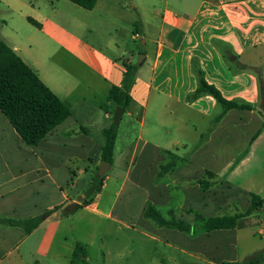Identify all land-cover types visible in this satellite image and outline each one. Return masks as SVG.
<instances>
[{
    "label": "crops",
    "instance_id": "1",
    "mask_svg": "<svg viewBox=\"0 0 264 264\" xmlns=\"http://www.w3.org/2000/svg\"><path fill=\"white\" fill-rule=\"evenodd\" d=\"M51 3L0 0V14L25 16L42 33L20 40L0 31V37L72 112L39 142L47 151H23L25 142L0 110V264L58 257L61 248H69V221L89 209L102 213L100 206L113 210L115 202L103 194L108 182L121 180L118 196L136 162L142 172L131 183L143 197L140 219L156 243L177 250L157 264H202L200 254L217 233L228 236L235 249L245 238L246 246L253 245L256 233L264 235L256 211L232 228L210 230L208 219L215 206L221 209L216 193H224L217 187L229 192L237 187L231 177L264 169V0H98L93 9L70 0L60 7ZM85 29L101 35L97 43L73 31ZM141 38L144 46L137 47ZM125 63L139 66L131 102L117 125L113 160L98 173L101 183L92 197L89 176L103 161L105 143L95 132L113 122L112 107L119 105L109 93L121 85ZM194 63L224 98L251 108L226 109L210 94L193 97ZM7 127L20 137L15 151L5 148ZM42 196L46 200L40 202ZM75 205L80 207L72 212ZM44 213L30 232L7 222ZM257 248L246 259L264 252V242Z\"/></svg>",
    "mask_w": 264,
    "mask_h": 264
},
{
    "label": "rangeland",
    "instance_id": "2",
    "mask_svg": "<svg viewBox=\"0 0 264 264\" xmlns=\"http://www.w3.org/2000/svg\"><path fill=\"white\" fill-rule=\"evenodd\" d=\"M27 2L28 0H23ZM53 4L60 7L61 2L65 0H33L37 5H42L47 2L48 5ZM129 1V0H125ZM68 2V1H66ZM0 15L6 18L0 19L1 33L8 36V33H13L20 40H24L25 36L33 34H42L38 31L37 27L30 23L27 18L18 17L14 15L13 18L10 17L9 11L2 12ZM57 17V15H56ZM4 21L9 25L5 26ZM15 27V28H14ZM16 30H12V29ZM72 30V29H71ZM77 34L82 35L92 41V43H97L101 35L96 31H90L85 29L83 32L79 30H73ZM144 46L142 38L138 40L137 47ZM148 50L152 53V44H147ZM140 60L139 54L136 55L134 62ZM115 112V108L112 107ZM112 120L109 119V125H112ZM124 124V123H123ZM122 124V126H123ZM12 127H7V133L5 134L7 150L15 151V142L19 140L13 133ZM17 134V133H16ZM96 138L99 140H105L104 132H95ZM1 135V139H2ZM49 138V137H48ZM11 143H10V142ZM44 142V141H43ZM39 143L37 146L26 147L25 143H22L21 150L25 151V148H34L37 151L43 150L47 151L48 148L44 147V143ZM26 153V152H25ZM102 161L99 164V168ZM254 164H252L253 166ZM99 168L94 169L93 173L89 176L90 181L94 185H98V173ZM244 175H238L231 177V182L237 187H231L229 192L223 191L221 188L217 187V190L222 191L223 195H218L216 193V204L220 205L214 207L213 215L224 216L233 215L240 212H244V207L250 205L251 196L250 193L261 194L264 196V169L258 172H252ZM142 172V163L136 162L134 170L130 173V183H124V186L118 196H116L115 191L119 189L121 180L111 179L108 182V187L104 191V198H109L108 202H115L116 206L113 210L108 208H103L100 206L102 213H97L93 210H85L78 215L72 221H69V225H73L74 228H70L65 225L67 229L65 235L68 236V242H65L68 247L61 248L59 256H48L45 258H38L37 262L33 264H72L71 251L73 249L74 243L80 241L87 251V257L84 260L78 259L75 264H157L161 261L162 256H166L167 259L170 255H176V248L165 246L163 243H156L155 240L151 238L155 235L153 230L140 219L139 211L143 205V197L138 193L139 189L132 188L131 181L134 177L140 176ZM85 184V183H84ZM83 185L81 182L80 186ZM231 190V191H230ZM96 191L91 193L92 197H95ZM90 196V194H89ZM46 199L42 196L39 201H45ZM230 206L228 207L229 203ZM129 206V207H127ZM164 215L165 209L160 210ZM108 213L111 215L108 216ZM256 217L264 220V206L262 209L256 211ZM251 229H258V226H253ZM245 231L244 233H247ZM171 240H175L174 236H170ZM255 242L253 245L245 244L248 239H241L239 248L235 249L233 244H229L228 236L222 233H217L215 238H213L207 246L206 252L200 254L201 258L199 261L202 264H236L233 262L237 259V262H242L249 257L252 251H257L260 248L258 246L264 242V235L259 234L254 235ZM62 239V238H61ZM263 240V242L261 241ZM215 246V250L210 251L211 248ZM189 257V256H188ZM16 264H27L24 260H13ZM167 264H171L168 260ZM195 258L189 257L188 262L192 263ZM264 264V263H263Z\"/></svg>",
    "mask_w": 264,
    "mask_h": 264
},
{
    "label": "trees",
    "instance_id": "3",
    "mask_svg": "<svg viewBox=\"0 0 264 264\" xmlns=\"http://www.w3.org/2000/svg\"><path fill=\"white\" fill-rule=\"evenodd\" d=\"M86 9H93L98 0H70ZM126 70L120 86H113L109 93V99L118 105L127 107L131 102L129 94L138 64L125 63ZM194 70L198 77V86L193 97L210 94L226 109L245 108L250 109L249 104L227 100L214 85L209 84L204 76V71L194 63ZM0 110L15 128L23 141L28 145H36L56 126L71 116L69 107L41 80L38 73L22 59V57L0 37ZM105 143L102 147V160L111 163L117 136V125L112 124L104 129ZM104 177L100 178V181ZM95 191L99 190V185ZM251 202L247 210L233 215L214 216L208 219V229L232 228L240 217L247 216L260 210L264 206V200L260 195L250 193ZM88 204V202H85ZM80 206L75 205L72 212ZM48 215L44 213L33 218L22 220H7L8 223L22 226L30 232L37 227ZM154 216L162 221L158 212ZM87 256L82 243H76L72 264L76 260H84ZM264 252L260 251L253 257L236 264H263Z\"/></svg>",
    "mask_w": 264,
    "mask_h": 264
},
{
    "label": "water",
    "instance_id": "4",
    "mask_svg": "<svg viewBox=\"0 0 264 264\" xmlns=\"http://www.w3.org/2000/svg\"><path fill=\"white\" fill-rule=\"evenodd\" d=\"M125 109L122 106H117L114 112V116H113V123L114 125H118L120 122V118L123 115ZM105 165L109 166L110 163L108 162H103L99 168V175H103L106 171Z\"/></svg>",
    "mask_w": 264,
    "mask_h": 264
}]
</instances>
